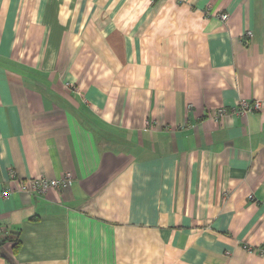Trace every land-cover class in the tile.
Returning <instances> with one entry per match:
<instances>
[{"label": "crops", "instance_id": "crops-1", "mask_svg": "<svg viewBox=\"0 0 264 264\" xmlns=\"http://www.w3.org/2000/svg\"><path fill=\"white\" fill-rule=\"evenodd\" d=\"M258 98L264 0H0V264H264Z\"/></svg>", "mask_w": 264, "mask_h": 264}, {"label": "built area", "instance_id": "built-area-1", "mask_svg": "<svg viewBox=\"0 0 264 264\" xmlns=\"http://www.w3.org/2000/svg\"><path fill=\"white\" fill-rule=\"evenodd\" d=\"M219 20L226 22L229 15L227 12H221L217 14ZM246 35L250 37L251 32L247 31ZM264 110V99H254L252 101L240 100L238 105L232 108V112L236 114H247L252 111H263ZM226 112L224 107L217 109L215 116H221ZM72 182V175L70 172H66L60 178H48L40 176L37 178L24 179L20 181V188L29 194H45L50 189H66L70 187ZM7 234V230L0 227V238L2 235Z\"/></svg>", "mask_w": 264, "mask_h": 264}, {"label": "trees", "instance_id": "trees-1", "mask_svg": "<svg viewBox=\"0 0 264 264\" xmlns=\"http://www.w3.org/2000/svg\"><path fill=\"white\" fill-rule=\"evenodd\" d=\"M1 241H2V240H1ZM1 241H0V242H1ZM18 244H19V243H18V239H17V240H16V243H15V248L18 247Z\"/></svg>", "mask_w": 264, "mask_h": 264}]
</instances>
